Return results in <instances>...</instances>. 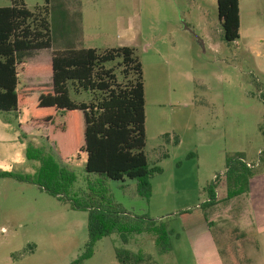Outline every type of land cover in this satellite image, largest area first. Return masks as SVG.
<instances>
[{
    "label": "rangeland",
    "instance_id": "rangeland-1",
    "mask_svg": "<svg viewBox=\"0 0 264 264\" xmlns=\"http://www.w3.org/2000/svg\"><path fill=\"white\" fill-rule=\"evenodd\" d=\"M23 1L31 10L45 4ZM10 4L0 0V7ZM212 4L50 0L53 49L103 51L134 41L146 92L145 152L149 168L161 171L150 176L151 195L144 197L137 180L88 173L85 152L62 159L61 141L66 146L70 136L48 138L46 128L28 123L26 107L0 110V264H74L87 252L90 235L89 211L72 204L90 198L165 223L173 230V249L161 252L147 233L133 235L143 243L128 244L111 234L97 240L92 257L81 264H120L117 247L143 250L152 264H199L194 235L207 230L224 264H264V34L227 41ZM20 54L24 64L40 67L49 63L51 49ZM51 84L45 72L20 75V87ZM238 156L254 164L256 174L248 192L230 196L227 161ZM213 182L216 197L204 211L200 206ZM185 210L191 213L184 220Z\"/></svg>",
    "mask_w": 264,
    "mask_h": 264
},
{
    "label": "trees",
    "instance_id": "trees-1",
    "mask_svg": "<svg viewBox=\"0 0 264 264\" xmlns=\"http://www.w3.org/2000/svg\"><path fill=\"white\" fill-rule=\"evenodd\" d=\"M35 10L23 0H11L0 7V110L29 111V120L37 128H46L47 137L66 132L69 143L61 141L62 159L80 152L87 155L86 171L116 181L137 180L139 192L149 198V178L161 168H149L146 145V92L143 64L132 46H118L103 51L92 47L53 49L49 22V2ZM219 18L227 41L240 37L239 0H218ZM51 49V60L45 66L24 64L20 52ZM45 72L51 75V88L20 87V75ZM44 75V74H42ZM85 94L86 99L75 96ZM264 104V94L259 96ZM264 134V120L260 125ZM170 143V134L164 135ZM178 138L174 143L177 144ZM168 156V153L164 154ZM264 165V155L262 157ZM256 166L241 156L228 159L225 172L229 195L249 191ZM216 183L208 186L209 199L201 204L206 210L216 197ZM52 194H58L54 188ZM90 198V197H89ZM74 208L89 211L90 241L87 252L74 264L93 255L100 238L119 234L124 243L133 233H153L160 251H169L173 230L147 216L127 213L124 209L104 207L93 199L75 201ZM190 210L181 213L183 219ZM207 221V216H204ZM120 264H139L144 254L124 247L115 248ZM210 264H220L218 261Z\"/></svg>",
    "mask_w": 264,
    "mask_h": 264
},
{
    "label": "crops",
    "instance_id": "crops-1",
    "mask_svg": "<svg viewBox=\"0 0 264 264\" xmlns=\"http://www.w3.org/2000/svg\"><path fill=\"white\" fill-rule=\"evenodd\" d=\"M211 2L214 5H217L218 7V0H211ZM239 8H240V37L239 38H243V37L244 38H260L259 36L264 34V0H239ZM205 11L207 12L208 10H205ZM217 14H218L219 23H221L220 18H219V11L217 12ZM133 42L134 41H122L119 46H125V45L133 46ZM59 49H64V48H59ZM50 60H51V56H50ZM51 82H52V78H51ZM144 233L153 235V237L155 238V243L157 244V238L153 233H150V232H144ZM134 234H142V233H133L129 235L128 242L125 244H128L131 241L135 243L136 242L143 243L141 239L140 240L136 239L133 236ZM194 238L195 239L193 241V247L197 255L196 258L198 259L199 264H210L213 262L215 263L217 261L220 264H224L220 250L217 244L214 242V239L212 238L210 231L208 230L203 231L202 234L200 235L199 234L194 235ZM126 249L134 253L144 254L146 256L145 259L142 260V262L139 264H152L154 261L153 256L143 250L135 251L129 248H126ZM172 249L173 248H171L169 251H166L164 253L170 252L172 251Z\"/></svg>",
    "mask_w": 264,
    "mask_h": 264
}]
</instances>
